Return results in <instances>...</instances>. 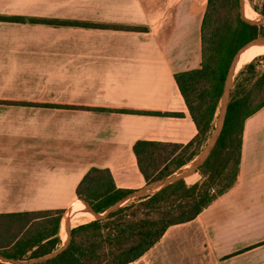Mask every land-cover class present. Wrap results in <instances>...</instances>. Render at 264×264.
I'll return each instance as SVG.
<instances>
[{
	"label": "crops",
	"instance_id": "0c3cea01",
	"mask_svg": "<svg viewBox=\"0 0 264 264\" xmlns=\"http://www.w3.org/2000/svg\"><path fill=\"white\" fill-rule=\"evenodd\" d=\"M206 2L0 0L4 17L142 28L0 21V214L74 206L93 167L134 192L136 141L194 138L173 76L199 67ZM128 264H264V107L244 121L234 185Z\"/></svg>",
	"mask_w": 264,
	"mask_h": 264
},
{
	"label": "trees",
	"instance_id": "16d2710c",
	"mask_svg": "<svg viewBox=\"0 0 264 264\" xmlns=\"http://www.w3.org/2000/svg\"><path fill=\"white\" fill-rule=\"evenodd\" d=\"M254 10L264 16V0H261L260 8L254 7ZM0 21L130 31L142 29L22 16H0ZM262 28L241 19L239 0H207L200 25L199 67L173 76L197 133L185 145L136 141L132 150L145 185L168 177L198 154L212 129L234 55L250 41L264 36ZM257 63L247 64L230 90L223 129L210 155L196 170L200 176L198 182L187 185L185 180L179 179L126 203L103 219L77 225L71 229L69 243L62 253L34 264H128L158 242L168 227L193 220L230 189L238 175L244 121L264 107V69L256 71ZM247 71L250 74L244 78L245 84L241 76ZM115 111L181 117L180 113ZM187 151L190 152L185 156ZM132 192L117 188L108 169L93 167L76 186L75 196L79 204L103 213ZM63 213L64 209H52L0 214V255L28 260L56 250L62 244L59 231Z\"/></svg>",
	"mask_w": 264,
	"mask_h": 264
},
{
	"label": "water",
	"instance_id": "95a60500",
	"mask_svg": "<svg viewBox=\"0 0 264 264\" xmlns=\"http://www.w3.org/2000/svg\"><path fill=\"white\" fill-rule=\"evenodd\" d=\"M239 5H240V15H241V19L250 24V25H256V26H264V16L256 21V20H248L244 17L243 15V7H244V0H239ZM264 45V36H260L252 41H250L249 43H247L245 46H243L233 57L227 75H226V79L224 82V86H223V91L222 94L220 96V100H219V113H218V117L216 119V124L215 127L213 129V132L210 136V138L207 140V143L205 145V147L200 151V153L196 156V158L191 162L189 168H186L184 171H182L181 173H179L177 176H169L166 177L164 179L146 184L145 186H143L142 188L135 190L134 192L130 193L129 195H127L126 197H124L123 199H121L120 201L116 202L114 205H112L111 207H109L106 211H104L103 213H96L92 208H90L88 205L84 204V209L91 213L94 217V219H103L105 217H107L110 213L114 212L115 210H117L119 207L125 205L126 203H129L135 199L141 198L143 196H146L149 192H151L152 190H159L181 178H184L185 176L195 173L197 168L208 158V156L210 155L212 149L214 148V146L216 145V142L221 134V131L223 129V125H224V121H225V116H226V111H227V105L229 102V95H230V87L232 84V80L234 77V72L236 69V65L238 62V58L240 53L248 46L250 45ZM72 210V208H71ZM71 210L69 212V215L71 213ZM63 218V217H62ZM62 220V219H61ZM64 228H65V233H66V240H64L62 242V244L54 251H52L49 254H46L44 256L41 257H37V258H33V259H28V260H14V259H9L6 258L2 255H0V262L3 263H8V264H34V263H38V262H43V261H47L50 259L55 258L56 256H58L60 253H62L64 251V249L67 247L69 240H70V232L71 229L73 227L70 226V217L67 216L66 218H64Z\"/></svg>",
	"mask_w": 264,
	"mask_h": 264
},
{
	"label": "bare ground",
	"instance_id": "6f19581e",
	"mask_svg": "<svg viewBox=\"0 0 264 264\" xmlns=\"http://www.w3.org/2000/svg\"><path fill=\"white\" fill-rule=\"evenodd\" d=\"M243 13L249 20L255 19V13L253 12V10L249 9L246 2H244ZM260 54H264V45L254 44L249 46L247 49L240 53L234 73L236 74L245 64L250 62L252 57L258 56ZM69 217L71 227L75 225L84 224L94 218L91 213L87 212L84 209V205L82 204H77L76 206H73ZM62 229L64 230V223H62ZM61 237L66 240L65 230L63 231Z\"/></svg>",
	"mask_w": 264,
	"mask_h": 264
},
{
	"label": "rangeland",
	"instance_id": "374dc122",
	"mask_svg": "<svg viewBox=\"0 0 264 264\" xmlns=\"http://www.w3.org/2000/svg\"><path fill=\"white\" fill-rule=\"evenodd\" d=\"M244 2H246V4H247V6L249 7V9H251V10H253V12L255 13V19L254 20H256V21H258V20H260L263 16L262 15H260V14H258V12H256L255 10H254V7H256V8H260V5H261V0H244ZM261 27H263L262 29H261V33L264 35V26H261ZM254 61H258V63H257V65L255 66V70L256 71H259V70H263L264 69V54H260V55H258V56H255V57H252V59L250 60V62H254ZM250 62H248L247 64H249ZM247 64H245L235 75H234V77H233V80H232V84H231V87H230V90L231 89H233V84L234 83H236L235 81L237 80V77L239 76V72L241 71V70H243V68L247 65ZM249 74H250V72L249 71H247V72H245L241 77H242V82H244L245 84H246V81L244 80V78L245 77H249ZM229 98H230V95H229ZM218 113H219V107H218V110H217V113H216V117H215V119H214V121H213V124H212V129H211V131H210V133H209V135H208V137H207V140L210 138V136H211V134H212V132H213V129H214V127H215V124H216V119H217V117H218ZM207 140H206V142L203 144V146L201 147V149L198 151V154L200 153V151L205 147V145H206V143H207ZM189 152L190 151H187V153H185V156L187 155V154H189ZM197 154V155H198ZM196 155V156H197ZM195 156V157H196ZM194 157V158H195ZM190 164H191V162L190 163H188L187 164V166H185L184 168H182V169H179L178 171H176V172H174L173 174H171V175H169V176H177L179 173H181L182 171H184L186 168H189V166H190ZM172 167H174V166H170V168H172ZM168 176V177H169ZM190 176V174L189 175H187V176H185L184 178H181V179H183V180H185V182H186V184L187 185H191V181H190V179H188V177ZM155 191H157V190H155ZM155 191H151V192H155ZM77 204H79V203H77ZM77 204H75L74 206H76ZM73 206L72 205H70V206H68L67 208H65L64 209V213H63V218H62V220H61V223H60V231H59V236L61 235L62 236V233H63V231L65 230V228H64V230L62 229V223H65V221H64V218H66L67 216H69V212H70V210H71V208H72ZM92 220H94V218L92 219ZM91 221V220H90ZM75 226H77V225H75ZM75 226H72V227H75ZM60 236V238H61V240H62V242L64 241V239H63V237H61Z\"/></svg>",
	"mask_w": 264,
	"mask_h": 264
}]
</instances>
